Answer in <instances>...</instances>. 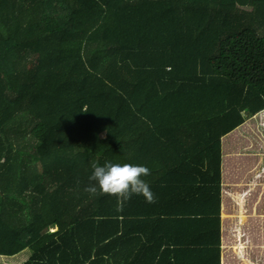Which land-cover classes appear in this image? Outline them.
I'll return each instance as SVG.
<instances>
[{"label":"trees","instance_id":"trees-1","mask_svg":"<svg viewBox=\"0 0 264 264\" xmlns=\"http://www.w3.org/2000/svg\"><path fill=\"white\" fill-rule=\"evenodd\" d=\"M263 108L264 0H107V160L154 194H107V264H218L221 137ZM104 161L105 0H0V256L105 264Z\"/></svg>","mask_w":264,"mask_h":264},{"label":"crops","instance_id":"crops-1","mask_svg":"<svg viewBox=\"0 0 264 264\" xmlns=\"http://www.w3.org/2000/svg\"><path fill=\"white\" fill-rule=\"evenodd\" d=\"M220 145L218 264H264V108L224 134ZM158 246L170 254L173 244L169 239ZM187 258L186 264L215 261L214 255Z\"/></svg>","mask_w":264,"mask_h":264},{"label":"clouds","instance_id":"clouds-1","mask_svg":"<svg viewBox=\"0 0 264 264\" xmlns=\"http://www.w3.org/2000/svg\"><path fill=\"white\" fill-rule=\"evenodd\" d=\"M150 172L147 165L131 162H113L105 160L102 164L93 162L88 180L91 182L85 191L95 194L98 191L115 196L118 205H122L133 195L143 196L147 201L154 194L146 177Z\"/></svg>","mask_w":264,"mask_h":264},{"label":"rangeland","instance_id":"rangeland-1","mask_svg":"<svg viewBox=\"0 0 264 264\" xmlns=\"http://www.w3.org/2000/svg\"><path fill=\"white\" fill-rule=\"evenodd\" d=\"M262 110V109H261ZM30 254V249L25 248L24 250L20 251L19 253L15 254L14 256H0V264L11 263L17 264L15 259H21V262L25 260V258Z\"/></svg>","mask_w":264,"mask_h":264}]
</instances>
